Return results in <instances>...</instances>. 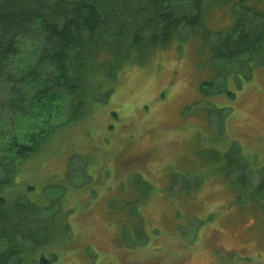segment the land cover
<instances>
[{
	"label": "rangeland",
	"instance_id": "rangeland-1",
	"mask_svg": "<svg viewBox=\"0 0 264 264\" xmlns=\"http://www.w3.org/2000/svg\"><path fill=\"white\" fill-rule=\"evenodd\" d=\"M234 2L208 1V44L231 37ZM194 33L106 73L110 97L20 172L18 198L68 223L51 264H264V60L210 58Z\"/></svg>",
	"mask_w": 264,
	"mask_h": 264
},
{
	"label": "trees",
	"instance_id": "trees-1",
	"mask_svg": "<svg viewBox=\"0 0 264 264\" xmlns=\"http://www.w3.org/2000/svg\"><path fill=\"white\" fill-rule=\"evenodd\" d=\"M208 1L219 0H0V264L54 262L48 247L62 212L49 219L42 204L22 202L19 175L99 97H110L115 78L106 73L117 77L126 64L180 44L187 28L201 31L210 58L264 60V0L232 3L242 15L217 46L208 44ZM249 15L262 25L254 28ZM8 117L20 127H10ZM253 193H264V179ZM60 224L65 231L67 221Z\"/></svg>",
	"mask_w": 264,
	"mask_h": 264
}]
</instances>
